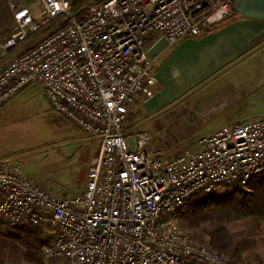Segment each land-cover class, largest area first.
I'll return each instance as SVG.
<instances>
[{
  "label": "built area",
  "instance_id": "1",
  "mask_svg": "<svg viewBox=\"0 0 264 264\" xmlns=\"http://www.w3.org/2000/svg\"><path fill=\"white\" fill-rule=\"evenodd\" d=\"M11 3L0 41V105L28 87L98 143L84 188L57 194L20 164L0 165V221L48 231V263L247 264L195 239L178 219L197 194L264 175V114L225 124L169 152L127 133L133 108L155 95L156 59L218 26L234 0H35ZM3 162V161H2Z\"/></svg>",
  "mask_w": 264,
  "mask_h": 264
},
{
  "label": "crops",
  "instance_id": "2",
  "mask_svg": "<svg viewBox=\"0 0 264 264\" xmlns=\"http://www.w3.org/2000/svg\"><path fill=\"white\" fill-rule=\"evenodd\" d=\"M156 66L155 95L139 101L152 148H171L158 140L165 127L186 133L208 127L211 132L264 114V0H234L226 20L167 46ZM201 137L191 143L197 145ZM228 228L241 258L264 264V221Z\"/></svg>",
  "mask_w": 264,
  "mask_h": 264
},
{
  "label": "rangeland",
  "instance_id": "3",
  "mask_svg": "<svg viewBox=\"0 0 264 264\" xmlns=\"http://www.w3.org/2000/svg\"><path fill=\"white\" fill-rule=\"evenodd\" d=\"M11 3L36 5L35 0H0V41L11 34L13 23ZM6 57L0 59V65ZM141 105L139 103L133 108L132 118L127 127L128 134H134L141 129L148 133L151 131V128L143 122L145 117L140 108ZM207 128L196 127L193 128L194 132L186 133L165 127L160 132L158 140L163 145L171 147L166 151L174 152L179 150V147L193 145L194 143L191 142L209 133L206 131L210 128ZM149 134L152 135V132ZM97 151L98 143L86 136L63 114L54 110L42 92L35 87L26 88L6 104L0 105V165L20 164L29 177L54 193L80 192L84 188L88 170ZM253 183L255 184L256 180ZM228 189L231 188H220L217 192L222 194ZM256 208L253 209L254 212ZM260 212L259 210L258 213ZM258 213L255 212L248 217L238 215L242 218L228 222L227 228L233 224H245L246 220L253 221L255 224L258 220L263 222L264 214ZM178 219L181 227L195 239L210 243L206 233L208 226L206 220L196 223L182 211ZM247 227L249 229L253 225ZM8 228L10 227L2 225L1 230L6 233ZM40 231V238L48 241L50 239L48 231L41 229ZM2 236L4 237L0 236V264H39L28 261L25 249L16 240L10 238V235ZM232 238L238 242L235 237L232 236ZM223 251L234 260L245 261L234 256L232 251ZM40 254L41 264H63L62 262L48 263L42 252Z\"/></svg>",
  "mask_w": 264,
  "mask_h": 264
},
{
  "label": "trees",
  "instance_id": "4",
  "mask_svg": "<svg viewBox=\"0 0 264 264\" xmlns=\"http://www.w3.org/2000/svg\"><path fill=\"white\" fill-rule=\"evenodd\" d=\"M255 180L256 183L254 184L253 181ZM255 207H257L256 213L260 210L261 212L258 214H264V175L252 180L247 187L239 183L222 194L218 192L197 194L189 200L182 212L196 223L206 220L208 225L206 233L210 238V243L220 250L232 251L234 256L242 259L239 243L232 238L227 223L242 218L238 215L248 217L255 214L253 210ZM2 225L5 224L0 221L1 237H4L2 236L4 234L10 235V238L16 240L25 249L28 261L42 263L41 246L47 241L40 238L39 227L33 225H24L12 229L10 227L5 233L1 230ZM13 229H15L14 233L12 232Z\"/></svg>",
  "mask_w": 264,
  "mask_h": 264
},
{
  "label": "water",
  "instance_id": "5",
  "mask_svg": "<svg viewBox=\"0 0 264 264\" xmlns=\"http://www.w3.org/2000/svg\"><path fill=\"white\" fill-rule=\"evenodd\" d=\"M168 46V41L165 37H162L158 41H156L149 49V56L152 58L157 57L161 54L165 48Z\"/></svg>",
  "mask_w": 264,
  "mask_h": 264
}]
</instances>
